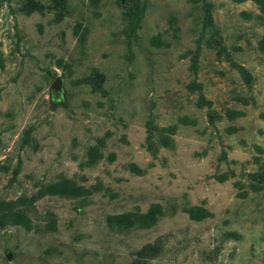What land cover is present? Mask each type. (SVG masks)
<instances>
[{"label":"rangeland","instance_id":"1","mask_svg":"<svg viewBox=\"0 0 264 264\" xmlns=\"http://www.w3.org/2000/svg\"><path fill=\"white\" fill-rule=\"evenodd\" d=\"M20 197L0 264H264V6L0 0V200Z\"/></svg>","mask_w":264,"mask_h":264},{"label":"trees","instance_id":"2","mask_svg":"<svg viewBox=\"0 0 264 264\" xmlns=\"http://www.w3.org/2000/svg\"><path fill=\"white\" fill-rule=\"evenodd\" d=\"M255 1L260 3V5L264 6V0H255ZM52 190L54 193H58L60 195H65V196L74 195V191H75V189L72 186H70L68 182L65 180L61 181L60 183L52 187ZM24 200H25L24 197H20L15 202L0 200V226H4L6 224H18L26 229H30L32 227V221L28 213H26L24 209L18 208L14 205V204H19V202L22 203L24 202ZM130 217H131L130 213H122L113 216L111 218L115 220L117 223H122L128 226L131 224ZM147 221L148 220H146L145 222Z\"/></svg>","mask_w":264,"mask_h":264},{"label":"water","instance_id":"3","mask_svg":"<svg viewBox=\"0 0 264 264\" xmlns=\"http://www.w3.org/2000/svg\"><path fill=\"white\" fill-rule=\"evenodd\" d=\"M51 88L54 90V91H57L61 88V79L60 77H56L54 79V81L52 82L51 84Z\"/></svg>","mask_w":264,"mask_h":264}]
</instances>
